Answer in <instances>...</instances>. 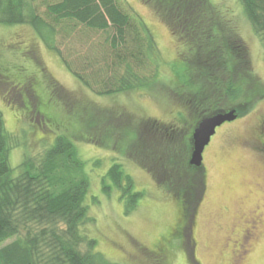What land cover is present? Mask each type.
<instances>
[{"label":"rangeland","instance_id":"obj_1","mask_svg":"<svg viewBox=\"0 0 264 264\" xmlns=\"http://www.w3.org/2000/svg\"><path fill=\"white\" fill-rule=\"evenodd\" d=\"M211 1L232 21L252 73L264 88V44L243 6L239 0ZM123 2L128 12L141 17L158 43L161 86L153 90L97 95L32 27L0 25V110L11 139L9 163L14 175L19 174L25 156H39L57 136L66 135L86 162L90 180L86 204L93 222L81 230L97 241L96 251L110 261L192 264L194 258L198 264H264V195L255 186L264 168L252 150L237 142L253 135L257 123L264 120V98H258L239 121L219 127L205 148V191L188 236L179 201L155 181L159 174L168 176L169 155L190 160L186 150L188 146L191 150L190 138L203 119L197 98L184 91L191 88L186 61L180 56V50L186 49L152 7L142 0ZM237 71L245 72L244 68ZM157 121L177 133L169 135L150 123ZM137 135L154 164L138 159L143 153L134 147ZM113 164L132 176L135 191L144 192L131 214L124 212L119 189L112 186L110 194L103 191V178ZM258 207L262 215L253 213Z\"/></svg>","mask_w":264,"mask_h":264},{"label":"trees","instance_id":"obj_2","mask_svg":"<svg viewBox=\"0 0 264 264\" xmlns=\"http://www.w3.org/2000/svg\"><path fill=\"white\" fill-rule=\"evenodd\" d=\"M142 2L155 10L185 47L180 56L186 61L191 88L184 91L197 98L200 117L231 109L242 117L258 98H264L263 85L252 73L232 21L211 0ZM239 2L264 44V0ZM124 4L123 0H0V25L32 27L66 68L97 95L153 90L161 86L158 43L141 17L128 12ZM179 77L177 73V86ZM150 123L169 135L177 133L161 122ZM10 140L0 110V264H119L97 252V241L81 230L93 222L86 204L90 180L73 140L59 135L39 156H25L17 176L9 163ZM141 142L137 135L134 147L143 153L138 159L154 164L156 160L145 153ZM190 147L186 152L191 155V138ZM165 161L168 176L159 174L155 181L179 201L189 236L205 191L204 168L172 155ZM102 186L105 194H110L112 186L120 190L125 214L133 213L144 196L134 190L132 176L120 164L109 168ZM192 264H198L194 258Z\"/></svg>","mask_w":264,"mask_h":264},{"label":"water","instance_id":"obj_3","mask_svg":"<svg viewBox=\"0 0 264 264\" xmlns=\"http://www.w3.org/2000/svg\"><path fill=\"white\" fill-rule=\"evenodd\" d=\"M238 118L237 110L231 109L227 112L203 118L192 133L193 149L190 155L189 163L194 167L203 166L205 148L210 144L216 131L225 123H231Z\"/></svg>","mask_w":264,"mask_h":264},{"label":"flooded vegetation","instance_id":"obj_4","mask_svg":"<svg viewBox=\"0 0 264 264\" xmlns=\"http://www.w3.org/2000/svg\"><path fill=\"white\" fill-rule=\"evenodd\" d=\"M239 119H240V117H238L235 121H233L231 123L233 124V123L239 121ZM237 142L244 149L252 150L251 151L252 155L255 156L262 163L263 168H264V120L259 121L257 123V125L255 127V132L253 135H248L246 137L240 138L237 140ZM260 177H261L260 180L257 182V184H255V186H256V189H258V191L264 195V170H263V172H261ZM255 186H254V189H255ZM252 192H253L252 190L249 191L250 194H253ZM259 212H260V215H262L261 211H260V207H258L257 210L253 211V213H259ZM244 251L243 252L246 253L247 250L244 249ZM244 253H242V254H244Z\"/></svg>","mask_w":264,"mask_h":264}]
</instances>
